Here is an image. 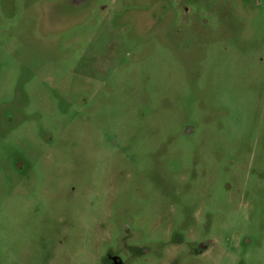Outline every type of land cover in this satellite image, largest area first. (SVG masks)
<instances>
[{
	"label": "rangeland",
	"instance_id": "rangeland-1",
	"mask_svg": "<svg viewBox=\"0 0 264 264\" xmlns=\"http://www.w3.org/2000/svg\"><path fill=\"white\" fill-rule=\"evenodd\" d=\"M0 264H264V0H0Z\"/></svg>",
	"mask_w": 264,
	"mask_h": 264
}]
</instances>
